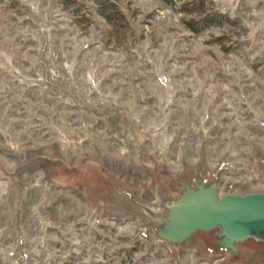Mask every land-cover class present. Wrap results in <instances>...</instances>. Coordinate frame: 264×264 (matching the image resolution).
Instances as JSON below:
<instances>
[{"label":"rangeland","instance_id":"1","mask_svg":"<svg viewBox=\"0 0 264 264\" xmlns=\"http://www.w3.org/2000/svg\"><path fill=\"white\" fill-rule=\"evenodd\" d=\"M172 3L0 0V264H264L104 213V181L264 191V0Z\"/></svg>","mask_w":264,"mask_h":264},{"label":"water","instance_id":"2","mask_svg":"<svg viewBox=\"0 0 264 264\" xmlns=\"http://www.w3.org/2000/svg\"><path fill=\"white\" fill-rule=\"evenodd\" d=\"M264 170V153L258 157ZM220 170L210 176L201 168L196 177L176 184L167 193L155 183L151 188L105 184L111 193L103 200L104 213L119 218L137 217L143 231L151 230L168 253L196 240L208 253H229L228 262L246 254L264 260V191L219 183Z\"/></svg>","mask_w":264,"mask_h":264},{"label":"trees","instance_id":"3","mask_svg":"<svg viewBox=\"0 0 264 264\" xmlns=\"http://www.w3.org/2000/svg\"><path fill=\"white\" fill-rule=\"evenodd\" d=\"M166 1H167V4L170 5V6L173 4V3H172V0H166ZM104 16H105V14H104ZM190 29H192L193 31H195L193 27L190 28Z\"/></svg>","mask_w":264,"mask_h":264}]
</instances>
